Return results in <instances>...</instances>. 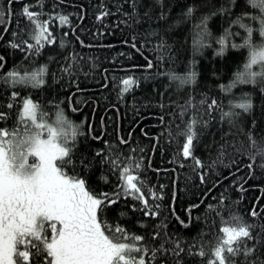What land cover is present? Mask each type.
Here are the masks:
<instances>
[{"label":"trees","instance_id":"obj_1","mask_svg":"<svg viewBox=\"0 0 264 264\" xmlns=\"http://www.w3.org/2000/svg\"><path fill=\"white\" fill-rule=\"evenodd\" d=\"M25 4L43 13L40 19L49 21L55 39L40 55L11 47V43L23 47L24 41L32 42V26L20 15ZM229 6V0H136L133 11L132 0H15L11 4L0 0V12L5 13L0 19V56L4 57L0 78L11 71L23 73L47 66L42 87L21 85L15 89L20 94L17 104L31 97L50 121L59 106L65 119L78 126L74 159L78 164L79 159L87 158L91 167L86 172L77 167L76 172L86 176L95 191H117L118 173L101 163L104 157L119 156L126 162V157L132 156L142 163L139 175L145 181V193L151 188L161 197L149 198L158 215L143 216L133 207L140 208V203L121 193L107 218L110 223L120 220L130 233L149 237L152 246L168 241L165 247L170 249L172 241L179 239L187 250L194 243L198 248L201 240L213 241L211 229L219 227L220 219L209 205L219 206L221 198V215L225 217L233 213L246 222L258 223L249 216L250 210L258 206L257 210L264 212V158L256 154L248 139L251 134L264 146V80L237 83L230 91L221 88L244 71L249 56L248 48L231 47L232 43L242 44L246 35L237 25H232L231 31L239 35L231 38L223 55H217V40L232 21L243 13L259 15V10L247 0H237L230 12L208 21L211 37L205 42L210 46L197 49L194 45L200 18ZM189 7L195 8L191 17L185 16ZM105 12L109 14L102 16ZM57 15L68 16L69 23L60 24ZM244 22L259 28L257 22ZM252 39L255 44L264 42L258 30ZM148 61L154 65L150 69ZM69 65L70 71H63ZM191 72L196 73L195 82H182ZM129 76L136 84L121 95L120 80ZM11 91L0 80V103L8 101ZM246 96L253 107L249 112L236 109L240 115L234 124L221 119V108L208 112L207 105L213 99L227 112L230 102H241ZM18 112L19 107L14 108L11 118L0 122V127L13 128ZM193 119L201 122L196 129L200 143L194 156L204 168H197L193 159L180 154L184 137L179 133ZM224 145L227 147L217 161ZM98 152L102 153L99 157ZM250 163L254 165L251 169ZM68 171L72 174L71 168ZM102 176L107 177V183ZM120 212L126 215L121 217ZM180 220L189 226L185 228ZM155 231H159V238L151 241ZM182 259L184 264H208V257L190 256L187 251ZM174 261L169 252L161 264Z\"/></svg>","mask_w":264,"mask_h":264},{"label":"snow or ice","instance_id":"obj_2","mask_svg":"<svg viewBox=\"0 0 264 264\" xmlns=\"http://www.w3.org/2000/svg\"><path fill=\"white\" fill-rule=\"evenodd\" d=\"M7 2L11 4L15 0ZM236 2L229 0V7H221L217 12L200 18V23L195 26L194 45L197 49L210 46L205 41L211 37L208 21L212 16L230 12ZM247 3L258 9L259 15L241 14L217 40L220 46L217 55H223L231 38L239 35V32L231 31L232 25H237L246 35L242 38V44L232 43L231 47H246L249 50L244 71L236 74L232 84L222 85L224 91H230L237 83L255 84L258 80H264V42L255 44L252 39L257 30L264 37V0H247ZM40 6L43 7L42 4ZM132 8L135 11L136 0H132ZM194 12L195 8L189 7L185 16L191 17ZM42 14L33 10L32 5H24L20 15L32 26L29 34L32 42L24 41L23 47L11 43L12 48L40 55L46 45L55 43L49 30V21L40 19ZM108 14L105 12L102 16ZM4 15L0 12V19ZM56 18L62 25L69 23L66 15H57ZM97 19H101V16ZM246 19L257 22L259 28L254 29L245 23ZM5 31L8 29L5 28ZM160 47H164L163 42ZM3 59L0 56V61ZM3 66L0 63V68ZM153 66L152 61L147 62V68ZM257 67L259 71L255 70ZM70 68L71 65L63 71L69 72ZM46 72L47 66L42 65L30 72L11 71L0 78L7 88L12 89L8 101L0 103V122H7L12 110L19 107L15 126L11 129L0 127V264H161L169 252L175 257L174 264H184L182 253L185 251L190 256L208 257V264H264V212L258 211V206H253L249 212L253 221H259L257 223L246 222L238 214L229 213L227 217L221 215L223 198L219 206L209 205V210L214 211L220 219L219 227L213 226L211 229L213 241L201 240L198 248L194 243L187 250L179 239L172 241L174 246L170 249L165 247L168 241L160 243L159 247L152 246L148 243L149 237L130 233L120 220L110 223L107 215L118 203L121 193L138 201L141 207L133 206L134 210L142 212L145 217L158 215L149 203V198L158 200L161 197L151 188L145 193L146 184L139 175L143 165L132 156L126 157V162L119 156L101 160L102 164L111 166L114 174L118 173L117 191L114 193L95 191L89 186L87 177L76 172L77 167L85 172L91 167L87 158L79 159L78 164L74 159L78 126L65 119L59 106L56 120L49 124L47 113L31 97H24L17 104L20 94L15 89L21 85L42 87L46 83ZM171 78L178 79L175 76ZM195 78L196 73L191 72L182 82L194 83ZM120 84V94L123 95L133 88L136 80L131 76L121 78ZM188 103L191 106V101ZM200 103L204 104L205 101ZM252 107L251 98L247 96L241 102H230L227 112L215 99L207 105L209 113L221 108V119L229 124H234L235 118L240 115L236 109L249 112ZM200 123L193 119L179 133L184 137L180 154L185 159H193L197 168H204L202 161L194 156V149L200 143V133L196 130ZM248 139L256 154L264 158V146L259 145L251 134ZM121 143L127 142L121 140ZM225 147L227 145L220 150L217 161L221 160ZM96 155L99 157L102 153ZM250 159L254 160L255 156H250ZM248 167L251 169L254 165L250 163ZM101 179L108 182L105 176ZM200 179L203 183L204 175ZM192 207L198 208L199 205ZM119 215L123 217L126 213L120 212ZM180 223L185 228L189 226L184 220H180ZM257 228L259 231H256ZM158 238L159 231H155L150 240L156 241Z\"/></svg>","mask_w":264,"mask_h":264},{"label":"rangeland","instance_id":"obj_3","mask_svg":"<svg viewBox=\"0 0 264 264\" xmlns=\"http://www.w3.org/2000/svg\"><path fill=\"white\" fill-rule=\"evenodd\" d=\"M55 120H56V117H55L52 121L47 120V122H48L49 124H51V123H53Z\"/></svg>","mask_w":264,"mask_h":264}]
</instances>
